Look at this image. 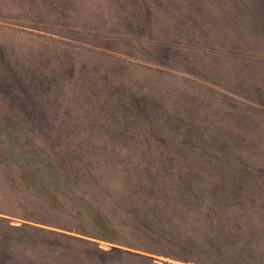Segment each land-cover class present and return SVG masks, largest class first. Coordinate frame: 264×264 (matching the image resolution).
I'll return each mask as SVG.
<instances>
[{"label":"rangeland","instance_id":"obj_1","mask_svg":"<svg viewBox=\"0 0 264 264\" xmlns=\"http://www.w3.org/2000/svg\"><path fill=\"white\" fill-rule=\"evenodd\" d=\"M196 104L232 112L231 131L193 117ZM0 113L17 161L20 145L55 142L148 176L192 168L264 204V0H0ZM230 133L248 155L220 141Z\"/></svg>","mask_w":264,"mask_h":264},{"label":"trees","instance_id":"obj_2","mask_svg":"<svg viewBox=\"0 0 264 264\" xmlns=\"http://www.w3.org/2000/svg\"><path fill=\"white\" fill-rule=\"evenodd\" d=\"M213 110L196 104L192 116L231 131L232 112ZM234 138L245 150L237 133L219 139ZM224 143L206 153L221 158ZM55 144L41 155L22 144L17 161L0 142V264H264V204L230 180L206 182L192 168L191 178L173 177L172 165L169 177L148 176L135 165L67 158ZM44 170L53 176L43 179Z\"/></svg>","mask_w":264,"mask_h":264},{"label":"crops","instance_id":"obj_3","mask_svg":"<svg viewBox=\"0 0 264 264\" xmlns=\"http://www.w3.org/2000/svg\"><path fill=\"white\" fill-rule=\"evenodd\" d=\"M0 115H1V113H0ZM6 115H10V114H6Z\"/></svg>","mask_w":264,"mask_h":264}]
</instances>
